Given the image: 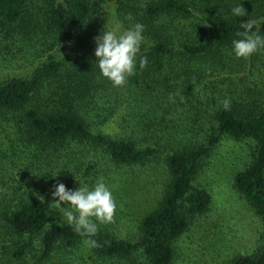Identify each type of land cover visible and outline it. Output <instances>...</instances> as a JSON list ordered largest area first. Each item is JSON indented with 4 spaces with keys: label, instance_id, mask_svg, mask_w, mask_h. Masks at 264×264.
Returning <instances> with one entry per match:
<instances>
[{
    "label": "trees",
    "instance_id": "trees-1",
    "mask_svg": "<svg viewBox=\"0 0 264 264\" xmlns=\"http://www.w3.org/2000/svg\"><path fill=\"white\" fill-rule=\"evenodd\" d=\"M238 2L0 0L1 43L30 52L33 67L0 80V264H174L179 240L210 209L196 180L224 139L251 142L232 184L263 230L252 252L222 264H264V51L231 54L241 21L257 20L264 34V0H241L249 16L233 17ZM107 13L122 30L145 26L148 65L119 87L100 76L94 56ZM6 145L17 157L11 168ZM104 155L117 169L164 156L168 176L132 236L101 224L89 247L49 207L51 191L93 184Z\"/></svg>",
    "mask_w": 264,
    "mask_h": 264
},
{
    "label": "rangeland",
    "instance_id": "rangeland-1",
    "mask_svg": "<svg viewBox=\"0 0 264 264\" xmlns=\"http://www.w3.org/2000/svg\"><path fill=\"white\" fill-rule=\"evenodd\" d=\"M116 24L114 17L107 13L103 28L115 27ZM4 44L0 40V80L26 75L33 68L28 63L32 54L22 53L20 47L5 48ZM182 117L186 122V117ZM110 131L119 133L117 128ZM251 149V142L224 139L205 161L196 183L211 194L210 209L179 240L174 264H222L237 254L250 253L256 248L263 230L262 222L232 184L233 176L249 161ZM4 150L10 155L5 168H11L17 157H11L10 146L6 145ZM2 151L0 145V158ZM102 157V166L106 170L101 175L113 188L117 201L114 220L106 224L120 237H130L136 231V220L151 210L163 193L168 176L165 157L159 156L152 163L132 169H117L109 164L107 156ZM88 264L96 263L88 260Z\"/></svg>",
    "mask_w": 264,
    "mask_h": 264
},
{
    "label": "clouds",
    "instance_id": "clouds-1",
    "mask_svg": "<svg viewBox=\"0 0 264 264\" xmlns=\"http://www.w3.org/2000/svg\"><path fill=\"white\" fill-rule=\"evenodd\" d=\"M233 17L249 16L242 6L241 0L232 7ZM131 20L132 17L128 16ZM241 29L232 40L231 54L237 59H247L251 55L264 51V34H261L255 19H247L239 23ZM145 26L134 23L126 29H121L119 23L115 27L104 28L94 37V56L101 77L109 80L114 86H123L128 78L136 75L138 68L148 65V57L142 54ZM224 110L231 106V99L222 101ZM56 175H54L55 177ZM79 182V187L71 189L64 183H56L51 191L53 197L49 207L58 210L73 230L85 237V244L96 247L92 239L99 231V225L111 223L117 211V201L104 178L98 177L91 185ZM63 205V206H62Z\"/></svg>",
    "mask_w": 264,
    "mask_h": 264
}]
</instances>
